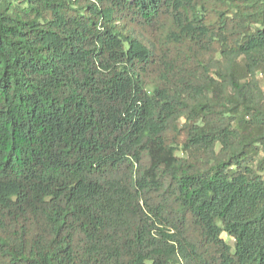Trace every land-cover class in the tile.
I'll return each instance as SVG.
<instances>
[{
  "label": "trees",
  "instance_id": "1",
  "mask_svg": "<svg viewBox=\"0 0 264 264\" xmlns=\"http://www.w3.org/2000/svg\"><path fill=\"white\" fill-rule=\"evenodd\" d=\"M258 73L264 0H0V264H264Z\"/></svg>",
  "mask_w": 264,
  "mask_h": 264
},
{
  "label": "rangeland",
  "instance_id": "2",
  "mask_svg": "<svg viewBox=\"0 0 264 264\" xmlns=\"http://www.w3.org/2000/svg\"><path fill=\"white\" fill-rule=\"evenodd\" d=\"M257 78L259 79L260 81V85H261V88L263 89V92H264V74L263 73H258L257 74ZM178 154H180V152H178ZM264 175V173H263ZM222 237L224 238L225 241L227 242H233L230 238H228V236H226L225 234L222 235Z\"/></svg>",
  "mask_w": 264,
  "mask_h": 264
}]
</instances>
